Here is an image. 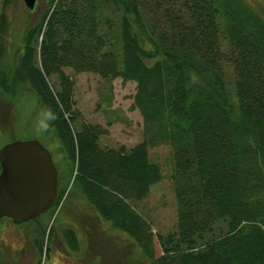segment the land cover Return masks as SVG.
Instances as JSON below:
<instances>
[{
  "label": "trees",
  "instance_id": "obj_1",
  "mask_svg": "<svg viewBox=\"0 0 264 264\" xmlns=\"http://www.w3.org/2000/svg\"><path fill=\"white\" fill-rule=\"evenodd\" d=\"M44 1L12 70L4 64L11 2L1 1L0 92L25 87L35 96L72 165L70 190L128 237L126 262L264 264V18L243 0ZM65 67L134 82L143 141L103 149L99 126L73 131ZM161 144L171 149L178 220L176 233L158 237L156 258L152 232L131 203L160 182L148 153ZM64 236L74 250V231ZM32 240L41 255L42 240Z\"/></svg>",
  "mask_w": 264,
  "mask_h": 264
},
{
  "label": "rangeland",
  "instance_id": "obj_2",
  "mask_svg": "<svg viewBox=\"0 0 264 264\" xmlns=\"http://www.w3.org/2000/svg\"><path fill=\"white\" fill-rule=\"evenodd\" d=\"M9 1L11 4L4 10L7 22L4 64L12 70L22 53L24 33L38 21L37 16L45 1H37L38 9L34 13L25 8L22 0ZM243 1L264 18V0ZM63 72L73 83V131H78L82 124L99 126L104 131L99 139V146L103 149L118 150L124 147L129 150L143 141L142 117L134 107V82L121 78L103 79L92 72L77 73L66 67ZM47 82L53 91L57 90L56 76L50 77ZM13 94L0 92V148L16 141H38L51 154L62 188L66 186V189L64 195L59 194L62 199L54 204L50 214L39 219L38 223L46 231L44 236H40L37 222L17 226L9 219L0 221V238L6 243V247L0 244L3 264L128 263L126 261L131 254L124 249L126 246L132 247L128 237L111 230L109 224L102 223L84 200L70 190L71 183L68 185V182L70 177L72 181V165L58 140L47 130L46 115L37 105L35 96L25 87H20ZM148 155L153 163L160 166L162 177L151 188L148 197L131 203V206L147 222L153 235L154 254L158 258L161 254L158 237L165 238L177 232L173 161L171 149L165 144L149 149ZM67 229L74 231L77 239L78 246L74 250L65 239L64 230ZM34 237L36 244L39 240L43 242L41 255L32 240ZM128 264L135 263L129 261Z\"/></svg>",
  "mask_w": 264,
  "mask_h": 264
},
{
  "label": "water",
  "instance_id": "obj_3",
  "mask_svg": "<svg viewBox=\"0 0 264 264\" xmlns=\"http://www.w3.org/2000/svg\"><path fill=\"white\" fill-rule=\"evenodd\" d=\"M37 0H22L27 10ZM57 170L51 154L36 140L0 148V220L22 224L37 219L57 199Z\"/></svg>",
  "mask_w": 264,
  "mask_h": 264
},
{
  "label": "flooded vegetation",
  "instance_id": "obj_4",
  "mask_svg": "<svg viewBox=\"0 0 264 264\" xmlns=\"http://www.w3.org/2000/svg\"><path fill=\"white\" fill-rule=\"evenodd\" d=\"M54 163V162H53ZM55 165V164H54ZM57 180H58V184H57V188H58V185H59V172H58V170H57ZM58 190V189H57ZM58 195H59V190H58ZM52 208L53 207H51V208H49L45 213H43L39 218H37L36 220H32V221H36V222H38L39 221V219H41V218H43V217H45V216H48L49 214H50V212H51V210H52ZM5 219V218H4ZM1 220H3V219H1ZM0 220V221H1ZM10 220V219H9ZM11 221V220H10ZM30 221H28V222H25L26 224L27 223H29ZM25 223H22V224H25ZM22 224H19V225H17V226H20V225H22ZM1 231V230H0ZM0 244H3V247H6V243L5 242H3V240L0 238ZM4 262H3V252H2V249L0 248V264H3Z\"/></svg>",
  "mask_w": 264,
  "mask_h": 264
},
{
  "label": "clouds",
  "instance_id": "obj_5",
  "mask_svg": "<svg viewBox=\"0 0 264 264\" xmlns=\"http://www.w3.org/2000/svg\"><path fill=\"white\" fill-rule=\"evenodd\" d=\"M51 118H53V119H54V117H51Z\"/></svg>",
  "mask_w": 264,
  "mask_h": 264
}]
</instances>
